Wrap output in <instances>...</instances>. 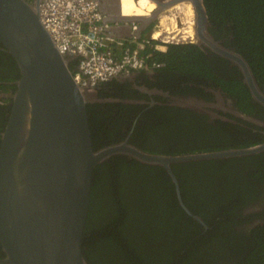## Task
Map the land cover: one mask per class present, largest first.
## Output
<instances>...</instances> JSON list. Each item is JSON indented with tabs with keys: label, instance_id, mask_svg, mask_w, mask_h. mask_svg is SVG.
I'll list each match as a JSON object with an SVG mask.
<instances>
[{
	"label": "water",
	"instance_id": "obj_1",
	"mask_svg": "<svg viewBox=\"0 0 264 264\" xmlns=\"http://www.w3.org/2000/svg\"><path fill=\"white\" fill-rule=\"evenodd\" d=\"M97 1L104 20L111 23L110 29L127 24L129 32L120 34L121 38L136 34L131 23L149 18L122 16L119 0ZM149 1L158 7L156 13L190 5V42L198 39L235 65L251 97L264 106V92L243 57L208 34L202 0ZM39 2L0 0V44L19 71L9 119L0 134V264H88L82 241L93 175L99 164L119 155L162 167L175 185L181 207L205 227L183 204L171 165L264 152V142L185 155L146 153L127 140L94 149L87 105L98 101L96 92L92 97L82 93L85 88L73 77L70 57L57 49L40 22Z\"/></svg>",
	"mask_w": 264,
	"mask_h": 264
},
{
	"label": "trees",
	"instance_id": "obj_2",
	"mask_svg": "<svg viewBox=\"0 0 264 264\" xmlns=\"http://www.w3.org/2000/svg\"><path fill=\"white\" fill-rule=\"evenodd\" d=\"M202 2L215 29L227 26L231 30L235 51L246 58L264 88V0ZM123 41L130 48L143 44L141 57L148 65L160 63L161 73L208 75L224 91L238 96L241 110L249 109L246 107L249 93L238 71H232V76L238 77L230 82L215 77L207 58L191 43H169L160 51L153 48L157 40ZM115 51L117 55L121 52ZM70 67L75 70V65ZM98 95L110 94L98 89ZM87 111L92 145L96 149L99 127L104 118L107 121L110 109L107 103L96 102L89 103ZM3 126L4 122L0 123V132ZM233 129L241 131L237 126ZM157 131L152 130L153 139ZM200 133L209 137L206 144L199 149L180 150L179 154L256 144L236 141L237 135L230 133L224 124L208 125ZM218 135L227 141L216 139ZM172 137L164 134V139ZM145 138L138 143L143 151L165 152L148 147V138ZM257 157L264 162V154ZM172 170L178 179L183 204L206 227L188 216L179 205L174 185L162 167L119 155L99 164L93 175L82 241L88 264H221L227 261L226 264H264V222L249 221L248 229L243 230L238 228L240 224L236 227L238 219L232 217L241 204L252 198L259 199L261 192L264 197V187L258 191L255 185L264 183V173L254 157L187 161L173 164ZM228 200H235L233 207L226 203ZM1 251L0 245V258Z\"/></svg>",
	"mask_w": 264,
	"mask_h": 264
},
{
	"label": "flooded vegetation",
	"instance_id": "obj_3",
	"mask_svg": "<svg viewBox=\"0 0 264 264\" xmlns=\"http://www.w3.org/2000/svg\"><path fill=\"white\" fill-rule=\"evenodd\" d=\"M136 1L138 3V0ZM157 1L162 2L165 0ZM119 4L121 14L124 16L149 17L145 22L138 21L136 23L137 32L135 35L132 34L131 37L121 38L120 36V34H127L129 32L125 28L127 24H116L114 25L115 28L110 29L112 35L115 37L121 38L123 40L131 39L132 41L138 40L140 38H149L156 41L154 34H158L160 31L158 34L159 38L157 39L159 40L160 37L163 36V26L158 23L159 17L161 15L175 16L177 10H162L156 13L158 7L154 6V8L147 14L137 15L127 13V10L132 7V0H119ZM208 23L207 32L212 37V39L219 45L238 53L234 49V44L231 43L233 40L231 30H229L227 26L221 30H217L211 25L209 19ZM197 41L198 39L195 43H191V46L197 47L207 58L209 67L215 77L230 82L232 79L238 77L237 74L232 76V71L237 70L239 73V79L244 85L242 82V74L235 65L210 48L206 47V45H204L202 42L198 41L197 43ZM240 55L246 61L252 75L254 76L249 62L242 54ZM78 61L79 59L73 56L70 57L69 63L70 65H75L76 68V63L78 64ZM161 67L162 65L159 64V67H148L146 69L135 70L129 73V76L127 77H121L118 79L111 78L107 80L108 82L105 81V84L102 82L97 85L96 97L98 101H94L93 103H107L110 111L108 112L107 121L104 118L102 122L103 126L101 125L99 127L100 130L98 140L95 139L96 148L102 147L103 145L105 146V144H113L127 140L130 144L142 150L138 146V143L141 141V139L145 141V137L148 138V147L153 149L158 148L165 151L164 153L152 154L161 155H185L227 149L247 148V146L237 148L229 147L211 151L179 154L178 151L180 150H190L193 148L199 149L201 145H205V142L209 137H207V135H201L200 132H203V130L208 125L215 126L217 124L226 125V127L230 129V133L237 135L235 138L236 141H241L242 143L246 141L249 144L256 142L255 145H259L264 142V106H262L258 101L254 100L248 90L249 99L247 103L249 106L247 105L246 107L249 109L247 111H243L240 109L238 104L240 103L238 96L224 91L221 85H219L215 79H211L208 75L204 74L198 76L183 72L161 73L159 70ZM18 78L19 71L15 61L6 51V49L0 44V123L3 124L4 122L2 131L4 130V127L9 119L12 106V96L16 90V81ZM254 79L260 90L264 92V88L258 83L255 76ZM98 89H103L104 93L109 92L110 95L106 97H99ZM236 126L241 128L240 133H238L236 129H233V127ZM154 128L158 130L156 132V139L152 138V130ZM164 134L166 137H173L170 139H164ZM215 138L218 140H225L219 135ZM257 141H259V143H257ZM259 154H264V152H256L246 156H236L230 158L254 157L255 163L257 166L261 167V171L264 173V162L257 157ZM128 158L133 159L130 157ZM205 160L218 159H201L196 161ZM173 174L177 179L174 172ZM246 174L247 173H244V175ZM169 178L171 179L170 176ZM255 185L257 186L258 191L264 187L263 182L255 183ZM262 194L263 192L260 193L259 199H249L246 201V204H241L239 209H235L236 211L233 213L236 215H232V217L238 219V225H236V227L240 224L238 228L247 230L250 225L249 221L256 223L258 221L264 222V197H262ZM234 201L235 200H228L226 203L229 204L230 207ZM191 214L198 216L194 213ZM227 262L221 264H226ZM230 264L233 263L230 262Z\"/></svg>",
	"mask_w": 264,
	"mask_h": 264
},
{
	"label": "built area",
	"instance_id": "obj_4",
	"mask_svg": "<svg viewBox=\"0 0 264 264\" xmlns=\"http://www.w3.org/2000/svg\"><path fill=\"white\" fill-rule=\"evenodd\" d=\"M39 19L57 49L79 59L73 77L84 90L93 94L99 83L113 77L148 67H159L160 63H145L140 55L143 44L130 48L123 39L112 35L111 23L104 20L97 0H40ZM187 26L181 21L171 31V38L166 33L159 40L156 39L158 42L153 44V48L164 51L169 43L193 41V31H189ZM130 27L134 31L137 25L131 23ZM116 49L121 50L119 55L115 53Z\"/></svg>",
	"mask_w": 264,
	"mask_h": 264
},
{
	"label": "bare ground",
	"instance_id": "obj_5",
	"mask_svg": "<svg viewBox=\"0 0 264 264\" xmlns=\"http://www.w3.org/2000/svg\"><path fill=\"white\" fill-rule=\"evenodd\" d=\"M132 7H130V9L127 10V13H132V14H147L150 10H152L154 8V4L152 2H150L149 0H138V3H136L135 1L132 0ZM179 7H181L180 5H177L175 6L174 9H178ZM184 8L185 9V19L186 21H184L185 23H187V27H188V30L190 31V29H192V21H193V12H192V9L190 7V5L188 4H185L184 5ZM177 11V10H176ZM179 12V11H178ZM121 13V11H120ZM180 14V12L178 13ZM122 15V14H121ZM124 16V15H122ZM163 18V17H162ZM192 18V19H191ZM172 19V17L170 18ZM168 19V20H170ZM182 19V18H181ZM162 21V20H161ZM174 21V20H172ZM178 21V20H177ZM169 22V21H168ZM167 22V23H168ZM171 22V21H170ZM164 24V22H162ZM162 24V25H163ZM173 24V23H172ZM168 25V24H167ZM162 33V32H161ZM84 95L86 96H90L92 97L93 96V92L91 91H88V90H83L82 92Z\"/></svg>",
	"mask_w": 264,
	"mask_h": 264
},
{
	"label": "rangeland",
	"instance_id": "obj_6",
	"mask_svg": "<svg viewBox=\"0 0 264 264\" xmlns=\"http://www.w3.org/2000/svg\"><path fill=\"white\" fill-rule=\"evenodd\" d=\"M185 5V4H184ZM184 5H182L179 9H177V11H176V15L175 16H164V15H161L160 17H159V19H158V23H160V25L161 26H163V36L166 34V33H168V36L171 38L172 37V35H173V32H171V31H173L175 28H177V26L180 24V22L182 21L183 23H184V19L186 18V17H184V14H185V9L186 8H184ZM180 12V14H178L179 12ZM163 17V18H162ZM172 17V19H170ZM167 18L168 19H170V20H167ZM182 18V19H181ZM162 20V21H161ZM166 20H167V22H166ZM172 20H174V21H172ZM178 20V21H177ZM171 21V22H170ZM162 22H164V24L162 25ZM173 23V24H172ZM168 24V25H167ZM160 33V31L158 32V34ZM158 34H154V38H156V39H158L159 37H158ZM163 36H161V37H163Z\"/></svg>",
	"mask_w": 264,
	"mask_h": 264
},
{
	"label": "clouds",
	"instance_id": "obj_7",
	"mask_svg": "<svg viewBox=\"0 0 264 264\" xmlns=\"http://www.w3.org/2000/svg\"><path fill=\"white\" fill-rule=\"evenodd\" d=\"M181 43H183V42H181ZM187 43H192V42H187Z\"/></svg>",
	"mask_w": 264,
	"mask_h": 264
}]
</instances>
